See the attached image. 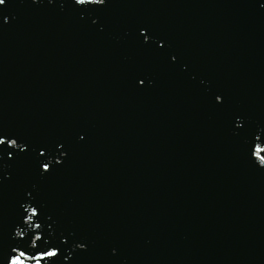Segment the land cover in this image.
Listing matches in <instances>:
<instances>
[{
	"label": "water",
	"instance_id": "obj_1",
	"mask_svg": "<svg viewBox=\"0 0 264 264\" xmlns=\"http://www.w3.org/2000/svg\"><path fill=\"white\" fill-rule=\"evenodd\" d=\"M264 55V0H67Z\"/></svg>",
	"mask_w": 264,
	"mask_h": 264
},
{
	"label": "snow or ice",
	"instance_id": "obj_2",
	"mask_svg": "<svg viewBox=\"0 0 264 264\" xmlns=\"http://www.w3.org/2000/svg\"><path fill=\"white\" fill-rule=\"evenodd\" d=\"M5 4V0H0V5H4ZM217 99H219V97H217Z\"/></svg>",
	"mask_w": 264,
	"mask_h": 264
}]
</instances>
